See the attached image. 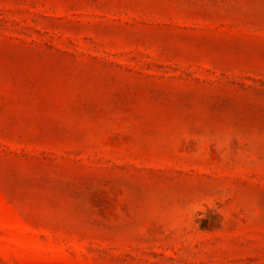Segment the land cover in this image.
<instances>
[{"label":"rangeland","instance_id":"rangeland-1","mask_svg":"<svg viewBox=\"0 0 264 264\" xmlns=\"http://www.w3.org/2000/svg\"><path fill=\"white\" fill-rule=\"evenodd\" d=\"M0 264H264V0H0Z\"/></svg>","mask_w":264,"mask_h":264}]
</instances>
